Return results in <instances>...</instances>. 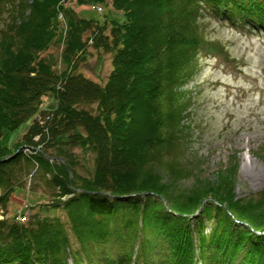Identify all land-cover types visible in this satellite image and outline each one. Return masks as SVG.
I'll return each mask as SVG.
<instances>
[{
	"label": "trees",
	"instance_id": "16d2710c",
	"mask_svg": "<svg viewBox=\"0 0 264 264\" xmlns=\"http://www.w3.org/2000/svg\"><path fill=\"white\" fill-rule=\"evenodd\" d=\"M63 1L0 0V12L7 15L0 27V140L4 130L18 128L35 114L47 129L32 123L15 145L0 144V208L17 186V174L29 170L30 158L17 149L34 135L70 148L83 139L95 153L96 172L90 185L73 186L79 184L71 181V186L66 169L72 177L76 173L66 155L56 153L62 163L36 156L43 174L52 175L56 197L79 191L61 204L68 227L49 217L36 216L24 224L0 219V264H65L68 257L74 264H264V196L263 201L233 198L229 192L236 166L220 170V179L206 189L186 192H174L157 173H147L152 163L169 168L174 178L186 169L178 154L189 101L180 87L196 71L202 52L222 49L202 35V6L232 24L263 29L264 0H75L95 5L109 1L123 17L111 20L105 34L104 22L93 26L92 21L72 20L67 14L72 11L65 8L68 31L60 53L65 70L57 76L39 54L57 34ZM89 29L95 33L92 46L113 53L103 85L75 69L85 54L83 36ZM58 82L60 90L54 92ZM49 92L56 108L40 111ZM92 104L96 114L83 107ZM153 145L172 156L169 164L150 154L147 149ZM205 199L194 218V245L188 217ZM117 201L132 203V208L126 206L119 215ZM68 230L78 248H70ZM99 244L105 248L99 251ZM117 246L119 252L113 253Z\"/></svg>",
	"mask_w": 264,
	"mask_h": 264
},
{
	"label": "rangeland",
	"instance_id": "374dc122",
	"mask_svg": "<svg viewBox=\"0 0 264 264\" xmlns=\"http://www.w3.org/2000/svg\"><path fill=\"white\" fill-rule=\"evenodd\" d=\"M65 5L72 11L67 13L72 20L92 21L90 24L93 26L98 23L103 25L104 22L105 34L109 32L111 20L121 22L123 17L120 12L114 10L109 1L98 4L102 7V12L96 10L98 6L92 3L79 4L74 0H64L60 9ZM202 8H204L200 16L202 35L208 41L220 43L222 49L218 56L202 52L197 61L196 71L180 87L189 101L185 111V120H183L187 128L183 131L182 149L178 154L180 163L186 169L183 174L174 178L169 168L165 169L163 165L156 167L152 163L153 169L149 168L147 173H157L159 178L169 183V187L174 192H186V190L206 189L205 187H208L210 182L220 179V170L236 166L229 193L237 200H257L264 196V29L251 30L236 23L232 24L224 16L214 15L207 5H203ZM6 17L5 13L0 14V27L6 21ZM61 26H58V33L50 42L48 49L40 54V57L49 64L57 76H61L65 70L60 53L67 38V32H63L62 35ZM91 32H93L92 29H89L84 34L83 40H87ZM88 44L87 41L84 56L79 57V61L77 60L76 72L103 85L111 71L113 53ZM54 90V92L60 90V82L56 83ZM56 104L55 95L49 92L42 97L39 110L52 111L56 108ZM83 107L92 114L97 112L94 104ZM32 123L39 127L42 126L36 115H33L18 128L4 130L0 144L8 148L15 145L22 140ZM41 128L44 131L45 127ZM78 132L81 133L82 130L79 129ZM40 137L42 136L34 135L30 142L22 141L18 149L16 148L17 151L21 150L26 157H30L28 156V151H30L31 157L34 158H30L29 170H23L22 173L17 174L18 184L9 195L5 208H0V219L17 223H19L17 219H25L21 222L24 224L36 216L38 218L49 217L61 220L68 227L65 210L61 204L72 196H76L79 191L75 189L72 194L56 197L59 192L51 181L52 175L43 174L35 157L42 156L52 163H62V157L55 155L56 153L66 155L73 162L76 173L72 177L71 170L66 169L69 185L73 181L79 184H73V186L84 187L90 185L95 176V153L92 146L84 143L83 139L79 141L80 145L70 148L57 142L50 143L51 139L42 140ZM44 141L46 145L42 149L40 145ZM50 144L53 145L50 146ZM137 147H141V144ZM151 148L147 150L150 154H155L156 158H164V165L169 164V159L172 160V156L166 155V151H162L160 146L158 149L156 145ZM44 150L50 157L46 156ZM11 152H16V150H11ZM148 163L151 161L146 162L145 166ZM186 170L189 171L186 173ZM134 176L135 173L129 175L132 178ZM15 182H17L16 179ZM136 183L141 184L139 180ZM220 189L224 190V187ZM105 195L109 199L110 195ZM144 195L145 193L141 194V197ZM130 196L136 195L130 194ZM136 197L139 198L140 195ZM112 200L114 201L111 198L110 201ZM114 203L119 207V215L123 213L126 206L132 208V203L121 201ZM194 214L188 217L190 223H187V228L192 243L196 245L195 235H197L198 227L195 225L197 223L194 218L198 214L195 216ZM120 219L122 220V217ZM205 230L206 232L209 230L208 224ZM138 235L140 233L136 237ZM67 236L70 248H78L79 243L75 241L70 230ZM129 236L130 234L128 238ZM131 243L134 251L137 250L134 240ZM99 245L101 246L99 251L105 248V245ZM118 247H114L116 250H113V253L119 252ZM65 264H74L73 258H66Z\"/></svg>",
	"mask_w": 264,
	"mask_h": 264
},
{
	"label": "bare ground",
	"instance_id": "6f19581e",
	"mask_svg": "<svg viewBox=\"0 0 264 264\" xmlns=\"http://www.w3.org/2000/svg\"><path fill=\"white\" fill-rule=\"evenodd\" d=\"M75 1V0H74ZM65 8H68L66 5L65 6H62V14H61V12H60V14H59V16L56 18V22H57V25L58 26H61V28H62V35H63V32H67L68 31V22L66 21V18H65V12H64V10H65ZM60 15H62V18L64 19V21L65 22H62V19L60 20L59 18H60ZM57 33H58V31H57ZM94 35H95V33H93V32H91L90 34H89V36L86 38L87 40H84V42H85V46H83V49L82 50H85V48H86V42L88 41V45L89 46H92V43H93V41H94ZM41 54V53H40ZM40 54H39V56H40ZM61 58V57H60ZM70 69V68H69ZM164 204H165V202H164ZM135 205V204H134ZM141 207V206H140ZM195 235V234H194ZM195 237L197 238V235H195Z\"/></svg>",
	"mask_w": 264,
	"mask_h": 264
},
{
	"label": "built area",
	"instance_id": "2783aa9c",
	"mask_svg": "<svg viewBox=\"0 0 264 264\" xmlns=\"http://www.w3.org/2000/svg\"><path fill=\"white\" fill-rule=\"evenodd\" d=\"M98 10H99V8H98ZM60 14V13H59ZM59 14H58V16H59ZM60 20L62 19V15H60V18H59ZM37 118H38V120H39V123L42 125V123H43V120L39 117V116H36ZM28 152H30V151H28Z\"/></svg>",
	"mask_w": 264,
	"mask_h": 264
},
{
	"label": "water",
	"instance_id": "95a60500",
	"mask_svg": "<svg viewBox=\"0 0 264 264\" xmlns=\"http://www.w3.org/2000/svg\"><path fill=\"white\" fill-rule=\"evenodd\" d=\"M206 200L202 201V204L200 205V207L197 209V211L195 212L194 216L198 214V212L200 211L201 207L203 206V203H205Z\"/></svg>",
	"mask_w": 264,
	"mask_h": 264
}]
</instances>
